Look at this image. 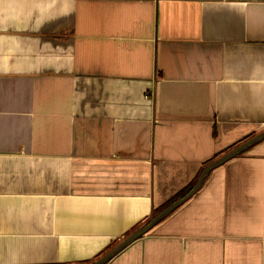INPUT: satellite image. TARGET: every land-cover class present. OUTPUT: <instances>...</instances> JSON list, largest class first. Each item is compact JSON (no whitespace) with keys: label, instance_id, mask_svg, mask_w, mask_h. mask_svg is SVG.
Masks as SVG:
<instances>
[{"label":"crops","instance_id":"0c3cea01","mask_svg":"<svg viewBox=\"0 0 264 264\" xmlns=\"http://www.w3.org/2000/svg\"><path fill=\"white\" fill-rule=\"evenodd\" d=\"M262 132L264 0H0V264L95 262ZM107 264H264V139Z\"/></svg>","mask_w":264,"mask_h":264},{"label":"water","instance_id":"95a60500","mask_svg":"<svg viewBox=\"0 0 264 264\" xmlns=\"http://www.w3.org/2000/svg\"><path fill=\"white\" fill-rule=\"evenodd\" d=\"M261 139H264V132L246 140L242 144L238 145L237 147L230 150L229 152H227L226 154H224L220 158L213 161L210 165L206 166L203 169V171L201 172V174H200L196 184L194 185V187L186 195L181 197L179 200L171 203L169 206H167L166 208L161 210L156 215L152 216L146 225H144L143 227L139 228L138 230L134 231L133 233H131L130 235L125 237L122 241H120L117 245H115V247H113L106 254H104L98 260H96L95 262H93L91 264H107L108 261L114 255H116L120 250H122L128 244L132 243L133 241L137 240L138 238L143 236L145 233L150 231L164 216H166L167 214L172 212L176 207H178L180 204H182L184 201H186L190 196H192L201 187L202 182H203L206 174H208L214 168L222 165L223 163H225L229 159L241 154L242 152H244L246 150V148H248L250 145H252L253 143H255Z\"/></svg>","mask_w":264,"mask_h":264},{"label":"rangeland","instance_id":"374dc122","mask_svg":"<svg viewBox=\"0 0 264 264\" xmlns=\"http://www.w3.org/2000/svg\"><path fill=\"white\" fill-rule=\"evenodd\" d=\"M169 205H170V204H169ZM169 205H168V206H169ZM147 221H148V220H146V222H147ZM146 222H145V223H146ZM115 245H116V243L113 244L112 247H115ZM111 249H112V248H111ZM111 249H110V250H111ZM108 251H109V250H108ZM108 251L104 252L103 254H106ZM103 254H102L101 256H103ZM101 256H100V257H101Z\"/></svg>","mask_w":264,"mask_h":264},{"label":"trees","instance_id":"16d2710c","mask_svg":"<svg viewBox=\"0 0 264 264\" xmlns=\"http://www.w3.org/2000/svg\"><path fill=\"white\" fill-rule=\"evenodd\" d=\"M192 188H190L186 193H188L190 190H191ZM156 214H157V211H156ZM155 213H154V215H156ZM149 222V221H148ZM148 222H146L144 225H146Z\"/></svg>","mask_w":264,"mask_h":264}]
</instances>
